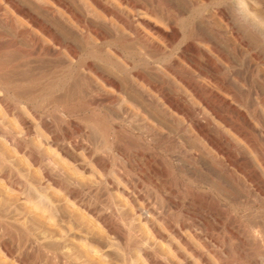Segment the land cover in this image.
Returning a JSON list of instances; mask_svg holds the SVG:
<instances>
[{
	"label": "clouds",
	"instance_id": "9594fccd",
	"mask_svg": "<svg viewBox=\"0 0 264 264\" xmlns=\"http://www.w3.org/2000/svg\"><path fill=\"white\" fill-rule=\"evenodd\" d=\"M234 2L238 5V14L248 26L247 33L241 31L239 36L236 35L237 44L243 46L247 41L248 48L244 50L250 48L255 52L257 43L264 45V0ZM209 8L208 17L200 22L207 27L209 38L201 37L198 30L193 28L182 37L186 43L200 44L203 49L207 43L214 48L213 29L226 28L227 25L218 14L215 4H210ZM155 16L162 21L160 27L164 28L168 24L165 17ZM227 24L230 23L227 21ZM76 38L87 46L95 45L98 48L100 71L106 74L105 68L116 65L124 73L123 79L127 85V69L115 52L105 49L104 45L87 35ZM139 38L147 45H159L162 49L160 57H154L153 60L145 58L152 70H159L161 65H170L164 64L166 57L178 62L179 57L173 55L174 46L170 47L164 39L151 37V33L147 36L139 34ZM137 54L142 55L139 52ZM220 63L223 64V61ZM230 63L232 66H225L224 69L235 83L226 90L235 95L236 88L242 90L246 85L250 88L247 82L241 83V79L236 77L241 71L247 73L253 70V65H256V72L257 64L251 60L247 64L238 61L235 65ZM258 63L260 71L264 73V63ZM74 66L79 88L71 102L57 100L53 95L44 104H37L33 96L24 94H19L13 101L6 91L0 92V109H7L3 120L6 128L12 129L15 125L8 114H18L20 111L44 123L47 132L41 135V141L49 147L54 146L52 151L43 149L46 153L44 160L55 161L56 178L55 187L49 179L35 177L32 180L48 197L43 207L48 208L49 213L43 217L27 204L29 199L37 198L36 192L14 184L0 191V209L3 212L0 215V264H149L151 257L146 259L145 254L150 250L154 237L149 236L144 221L147 220L149 224L160 221L143 212L139 203L133 207L125 204L117 195L125 183L133 182L149 193L151 199L147 203L149 207L155 208L157 217L176 228L192 231L198 226L191 216L185 214L184 205L194 192L210 194L239 224L241 235L251 242L256 252L255 259L259 264H264V196L256 192L247 178L234 173L228 182L230 187L214 188L208 192L211 180L189 167L184 154L166 143L167 138L152 123L156 121L165 127H173L178 123V118L159 109H146L147 115L145 112H136L126 102L125 96L128 100L133 98L126 89L114 91L101 75L86 67L81 60L75 61ZM259 85L264 88V84ZM98 97H105V102L101 105L92 103ZM50 113L52 119H49ZM70 120L82 125V131L71 144L62 138L61 131L65 121ZM147 137H151L150 142ZM139 151H150L163 159L168 170L166 181L159 178L155 182L145 180L142 179V173L132 170L131 166L139 164L136 159ZM59 153H69L75 157L77 163L85 168L83 176L75 165L69 168ZM97 157L105 161L103 168H96L92 163ZM42 171L46 177H51L49 169L42 168ZM169 197L179 202L181 207L173 208ZM49 214L55 217L54 223L45 218ZM222 235L227 237L228 233ZM229 240L232 245L237 243L231 237ZM81 241L85 243L81 244ZM93 247L102 249L105 257L103 261L92 251ZM168 255L170 264L172 259H176V264H184L182 260L172 257L171 253ZM216 264H221V261H216Z\"/></svg>",
	"mask_w": 264,
	"mask_h": 264
},
{
	"label": "bare ground",
	"instance_id": "6f19581e",
	"mask_svg": "<svg viewBox=\"0 0 264 264\" xmlns=\"http://www.w3.org/2000/svg\"><path fill=\"white\" fill-rule=\"evenodd\" d=\"M4 1L18 15H21L31 25L37 27L40 33L51 41L50 47H44L40 44V40L36 36L35 38L30 37L25 30H21L20 33L18 32L29 39L32 46L37 49V51L34 50L38 52L39 56H43L41 60L45 61L46 59L44 60V58L46 57L49 61L54 60L59 63L63 60L64 55H68L71 61L67 63V67L70 69L72 67L75 69L74 62L81 60L86 67L101 75L114 91L120 92L121 89H126V91L130 92L133 98L128 100L127 96H125V99L136 112H145V115H147L146 109L153 111L159 109L178 118V123L173 127H165L163 123L157 124L156 121H152V123L167 138L166 143L171 144L177 152L184 154V158L187 160L189 167L196 169L200 175H205L211 180L212 183L207 187L208 192H212L214 188L230 187L228 182L233 178V174L239 173L247 178L256 192L264 196V88L259 85L264 84V73L260 71L258 63V61L264 63V45L257 43L256 51L253 52L250 48L248 51L244 50L248 48L247 41H245V45L243 46L237 44V36L240 35L241 31L248 32L247 24L238 13L229 14L222 8H217L219 11L218 14L225 21L227 27L213 29L215 39L212 40V43L214 48L205 43L203 49L200 44L193 42L186 43L182 38L187 34L184 30H189L190 32L193 28L198 30L201 37L205 39L209 38L207 27L202 26L200 23L206 20L209 15V12L203 7H194L195 9L189 13H183L173 8H167L165 13H163L164 11H158V13L155 12L154 7H152L154 10H151L147 7V3L146 5L140 4L137 2L138 0H116L114 4H109L105 0H89L99 11L97 13L98 15L90 22L87 20V17L82 16L65 1L51 0L67 15V20L76 29L77 34L74 35V29H70L69 31L65 30L64 27L66 26H60L61 31L69 37L68 39H64L59 33H56L45 25L43 21H40L32 13L20 7L21 5L18 6L12 0ZM147 2L149 1L147 0ZM40 9L50 16H53L55 12L51 6H40ZM86 15L88 16V14ZM155 15L165 17L168 20V24L164 28L160 27L162 21ZM227 21L232 26L227 24ZM176 25L180 26L183 33H179ZM69 28L71 27L69 26ZM149 33H151V37L164 39L165 43L167 42L170 47L174 46L173 55L179 57L178 62L172 61L171 57H166L164 64H170L167 67L161 65L159 70L149 68L145 62V58L153 60L155 59L154 57H160L162 52L159 45H147L139 38V34L147 36ZM90 34L94 36L95 41L104 45L105 49L115 52L118 60L123 62L129 77L127 85L124 83V73L116 65L105 68L106 74L99 70L98 48L95 45L87 46L83 43V47L81 48L77 47L76 43L70 39L75 38L77 35L79 37L87 35L91 38ZM11 42H7L8 44L5 43L7 44L6 48H9V50L12 49L11 52H17V49L19 50V48H16L18 44L14 46L15 43L13 42V44ZM82 51L86 52L85 56L82 55ZM35 52L34 54H36ZM138 52L142 53V55H138ZM213 53L215 54L213 55ZM13 55L16 56L15 53ZM125 57H128V59H125ZM217 57H219V60ZM41 60L40 63L43 62ZM249 60L257 64L256 72L254 71L256 65H253V70L247 73L241 71L239 77H236V79H241V83L247 82L250 88L247 85L242 90L236 88L234 95L226 89L232 88V83H235V81L225 72L224 68L225 66L229 68L232 66L230 61L235 65L236 61L241 64H247ZM220 61H223V64ZM10 62V60L8 62L6 61L9 64ZM58 63L55 65L58 66ZM6 67L7 65L5 63H0L1 71L5 70ZM41 68L43 67L41 66ZM12 70L10 69V71ZM74 71V76L72 75L71 81L73 83H68L70 84L72 92L65 96L68 101L77 95L79 88V80L76 70ZM7 72L5 74L3 73L0 79L1 77H6L8 75L6 74ZM12 72L15 74L14 70ZM31 77L28 79H31ZM28 79L25 78L24 81H28ZM16 80L17 82L18 80L22 81V79H17V77ZM5 82L4 84H7ZM28 93L30 92L28 91ZM122 95H124L123 92ZM105 100V97H98L92 103L101 105ZM39 122L40 126L47 131L44 123L42 121ZM28 128L31 129V126H28ZM29 129L28 131H30ZM61 131L62 138L71 144L74 139V135L71 133L72 131L68 130L65 125ZM81 131L82 129H80ZM147 139L150 142L151 137H147ZM28 150L31 151L30 149ZM77 150L79 151V149ZM136 159L139 160V164L131 167L132 170H138V173H142V179H151L153 182L157 178L161 179V181L167 180V167L163 159L156 153L139 151L136 153ZM92 163L96 168H103L105 161L97 157ZM76 166L77 170H80L84 174V166L79 163H76ZM46 179H49L54 187L56 186L55 174L51 173V177H47ZM141 190L139 184H135L134 182L125 183L124 187L118 191V194L126 204L135 207V204L139 203L143 212L155 217V220L160 221L159 223L149 224L145 220L144 223L148 227L150 235L159 240L164 246V250L171 251V253L173 252L175 254H192L201 264H210L205 256L206 252H213L216 255L228 250L230 253L233 252L234 255L228 254L229 257L232 255L233 258L237 256L238 259H245V262L239 260L240 262L235 264H246V262L248 264H259L255 259L256 252L251 242L245 236L241 235L242 229L239 224L236 223L234 218L229 216L220 202L210 194L194 192L190 200L184 205L185 214L197 218L200 222L199 224L194 220V223L198 227H195V230L192 231L191 229H184L183 227L176 228L166 220H161L160 217H157L155 208L149 207L148 200L143 199L144 195L142 196L141 193H143L144 189ZM168 199L173 208L181 207L180 203L172 200L171 197ZM186 232H190L191 234L186 235ZM224 232L228 233L227 237L222 235ZM229 237L235 239L237 243L232 245ZM194 240L199 242L200 247H197L195 244L196 241ZM216 250L219 251L217 252ZM153 251L154 249L150 247V250L145 254V258L151 257L149 264H161L159 263L160 261L158 262L154 258ZM223 259L226 260L225 258L220 260ZM184 264H188L186 260H184ZM221 264L230 263L223 261Z\"/></svg>",
	"mask_w": 264,
	"mask_h": 264
},
{
	"label": "rangeland",
	"instance_id": "374dc122",
	"mask_svg": "<svg viewBox=\"0 0 264 264\" xmlns=\"http://www.w3.org/2000/svg\"><path fill=\"white\" fill-rule=\"evenodd\" d=\"M12 1L15 4H17L18 6L21 5L20 7H23L29 13H32V15L37 17L40 21H43V23L45 25L50 27L56 33H59L60 36H62V38L68 39L69 37H67V35H65V33H63L61 31L60 26L68 27V28H66V27H64V28H65V30H69V31H70V29H72V30L74 29L73 30L74 35L77 34L75 27L71 24V22H69L67 20V18H68L67 15L60 8H58L51 0H20V1L19 0H12ZM63 1H65L73 9L78 11L82 16L87 17V20L90 22L93 21V18L98 15L97 13H99V11L92 5V3L89 0H63ZM105 1L109 4L116 3V0H105ZM134 1H137V0H134ZM148 1L149 2H147V0H138L137 2L140 4L141 3L145 4V5L147 3V7L150 8L151 10L155 9V12H158V11L163 12L164 11L163 13H165V10L167 8H173V9L181 11L183 13H189L197 7H203L208 12H210L209 11L210 10V8H209L210 4H215L217 8H222L223 10H225L229 14L238 13V5L234 2V0H222V1L221 0H155V2H154V0H148ZM192 1H193V3H192ZM40 6L41 7H43V6L53 7L55 10L54 15L53 16L47 15L45 12H43L40 9ZM152 7H154V9ZM159 7H161L162 9ZM86 14H88V16L89 15L90 16L88 17ZM69 26L71 28H69ZM178 26L179 25H176L177 29L179 30V33L180 34H181V32L183 33V30H181L180 26L179 27ZM16 30H17V32H16ZM21 30H25L26 33L28 35H30V37H32V38H35V36H36V38L38 40H40L39 42H40V44H42V46H44V47H48V46L50 47L51 46V43H49V39L47 37H45L44 35H42L37 27L31 25L25 18L21 17V15H18L15 12V10L6 1L0 0V49H2V50H0V61L3 59L2 62H0V63L1 64L5 63L8 67V68L7 67L5 68L6 71L0 70V76H2L3 73L5 74V72H7V71L9 72L10 69H13L15 71V74H14V72H12L13 70L10 71L9 73L8 72L6 73L8 75L10 74V76L12 78H14L13 80H11L12 78L10 76L8 77V75L4 78L1 77V79L3 78V80L8 77L7 78L8 80L5 79L6 82L5 81L4 82L7 84H4V82L2 83L3 80L1 81V79H0V92H4L3 90H6V93L8 94L9 99L13 100V101L16 100L17 95H19L21 93H25V91H26V93L24 95H26V94L33 95V99H34L35 103H37V104H44L46 102V100L48 99V97L53 96V95L54 96L56 95L55 97L57 98V100L68 101V99H66L65 96H66V94L72 92L70 84H68V83H70L72 81V75L74 76V72H75L74 71L75 69L73 67L71 69L67 67V63L69 61H71V59L69 58L68 55H64L63 60L60 61L59 63L54 61V60H51V59H50L51 61H49L48 58H46V57L44 58V60L46 59L45 61L41 60V57L43 59V56H39L38 52H35V50L37 51V49L32 46L29 39L25 35L19 34ZM184 32L188 33L189 30H186V31L184 30ZM33 35H34V37H33ZM90 35H91V38L95 40L94 36L92 34H90ZM76 37H79V36L77 35ZM76 37L70 38V39L72 42L76 43L77 47L82 48L83 42L81 40L77 39ZM13 39H14V41H13ZM2 42H4V43H2ZM7 42L8 43L14 42L15 43L14 46H16L18 44L17 45L18 47L16 46V48H19V50L17 49L18 53L16 51L11 52L12 49L9 50V48H6V45L8 44ZM5 43H7V44H5ZM4 44H5V46H4ZM8 51H10V52H8ZM19 52H22V53H19ZM34 52L36 54H34ZM11 53H12V55H11ZM14 53L16 54V56L13 55ZM85 53L86 52H83L82 55L85 56L86 55ZM7 54H8V56H7ZM37 54H38V57H40V58L37 57ZM4 57H6V58H4ZM7 58L11 61L10 62L11 66L9 63H6V61L7 62L9 61ZM90 58L92 60H94L92 57H90ZM37 59L38 60L40 59L43 62L40 63V60H39V62H37L38 61ZM67 59H69V60H67ZM4 60H5V62H3ZM52 61H54V62H52ZM63 61H65V62H63ZM44 62H45V64H44ZM36 63H37V66H36ZM57 63H58V66L55 65ZM64 63H66V64L64 65ZM31 64H32V66H31ZM38 64H39V66H38ZM59 65H61V66H59ZM17 66H18V68H16ZM41 66L43 68H41ZM55 66H57V67H55ZM28 70H30V71H28ZM17 75L19 76V78ZM25 75H26V77H24ZM16 77H17V79H22V81L18 80V82H17ZM23 77H24V79L25 78L28 79L29 77H31V79H28V81L27 80L24 81ZM8 81H10V82H8ZM14 81H15V83H14ZM71 83H73V82H71ZM11 84H13V85H11ZM71 86H72V84H71ZM1 87H3L4 89ZM11 87H12V89H10ZM67 87L70 88L71 91L68 90ZM55 88H56V90H55ZM23 90H25V91H23ZM31 90H33V91H31ZM17 91H19L20 93ZM28 91L30 93H28ZM10 95H12L11 98H10ZM12 97H13V99H12ZM58 97H59V99H58ZM74 98H75V96H73V99ZM0 100H2V98H0ZM72 100H69L68 102H70ZM29 111H31V109ZM5 112H7L6 108L0 109V121H1V123H0V131H1L0 132V153H1L0 154V168H1V170H0V191L7 190V189L11 188V186L14 184L18 187H26V188L31 189L32 191L36 192L37 198L36 199H29L27 201V204L38 215L43 217V216H45L46 213H49V209L43 207V202L48 200V197H47L45 192H42L38 187L36 188V185L32 183V180L35 179V177H40L43 179L47 178L44 175L42 168L47 167V169H49L50 173L55 174V161L48 160L47 162H45L44 157H45L46 153H45V151H43V149H47L48 151H52L54 146L49 147L48 145H45L42 143L41 135L46 133L47 131H45L40 126L39 121L33 120L27 113H25L23 111H20L18 114L9 113L8 114L9 119L14 120L15 125L12 129L6 128V126L3 123ZM50 118L52 119L51 113L49 114V119ZM66 122L68 123V126H67ZM64 125L66 126V128L68 130L72 131V132L71 131L70 132L74 135L73 136L74 138L77 137L78 133L80 132V129H82L81 128L82 125H79V123L76 120L65 121ZM28 126H31V129H29ZM33 126H34V128H33ZM27 128L30 131H28ZM27 131L29 134L27 133ZM14 135H15V137H14ZM14 139H16L15 141H17V142H15ZM28 149H30L31 151H29ZM59 154L64 157V163L66 165H68L69 168H72L73 165L76 166L77 160L75 157L70 156L69 153H59ZM37 158H39V159H37ZM37 165H40V167H37ZM78 172L81 174V176H83V173H81L80 170H78ZM141 189L143 190L142 187H141ZM141 191H140V193H141ZM144 191L145 190H143V193H141L142 196L144 195V197H145V198L143 197V199L150 200L151 197H150L149 193L146 191L144 192ZM117 195L119 196L118 193H117ZM43 208H45V209H43ZM2 214H3L2 209H0V215H2ZM189 216H191V215H189ZM45 218L50 223H54V221H55V217L51 216L50 214L47 215ZM192 218H193V220H195L197 223L200 224V222L197 218H195V217H192ZM149 236L153 237L150 235V233H149ZM194 241H196V240H194ZM84 243H85L84 241H81V244H84ZM195 244L197 245V247H200L199 242L196 241ZM153 245L155 246V248H153L154 249V251H153L154 258L158 262L160 261L159 263H161V264H170V257L168 255V253H171V251L168 252V251L164 250V246L156 238L151 240L150 247H152ZM92 250L101 261H103L105 259L104 255L102 254L101 248L93 247ZM171 254H172V257L178 258L179 260H182L183 262H184V260H186L188 264H197V262H199V260L196 257H194V255L192 256V254H188V253L187 254L186 253L175 254L173 252ZM228 254L233 255V252L230 253V251L226 250L224 253L222 252V253L216 254V255L213 252H206L205 256H206V258L210 264H216V261H222L221 263H223V261H225V262H228L230 264H233V263L235 264V263L240 262V261L245 262V259H238L237 256L233 258L234 255L233 256L231 255L229 257ZM222 258H225L226 260H224V259L220 260ZM26 259H31V257H27ZM257 262H259V261L257 260ZM171 264H176V259H172ZM199 264H201V263L199 262Z\"/></svg>",
	"mask_w": 264,
	"mask_h": 264
}]
</instances>
